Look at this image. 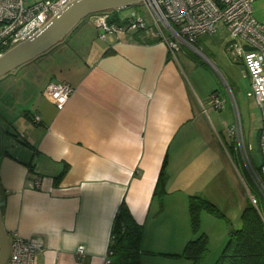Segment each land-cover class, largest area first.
<instances>
[{
    "label": "crops",
    "instance_id": "0c3cea01",
    "mask_svg": "<svg viewBox=\"0 0 264 264\" xmlns=\"http://www.w3.org/2000/svg\"><path fill=\"white\" fill-rule=\"evenodd\" d=\"M122 11L120 19L129 15ZM133 11L150 22L145 10ZM101 16H88L64 42L0 79L4 230L42 241L34 264H103L124 202L143 229L141 264H193L181 257L189 198L210 200L206 185L216 192L223 177L240 189L223 135L238 153L233 125L213 107L205 64L223 71L225 56L237 63L229 34L219 25L172 55L152 25L99 39ZM50 82L73 88L62 110L43 96ZM163 165L167 180L158 196ZM36 179L40 188L31 186Z\"/></svg>",
    "mask_w": 264,
    "mask_h": 264
},
{
    "label": "built area",
    "instance_id": "2783aa9c",
    "mask_svg": "<svg viewBox=\"0 0 264 264\" xmlns=\"http://www.w3.org/2000/svg\"><path fill=\"white\" fill-rule=\"evenodd\" d=\"M29 0H0V50L9 49L16 44L32 38L40 32L53 15L58 13L72 0H41L27 4ZM259 0H144L141 7L150 17V22L133 11L127 24L115 26L108 24L107 17L98 19V38L103 40L109 32L122 35L127 31L145 30L152 25L157 35L165 40L169 51L174 55L180 44L191 45L201 35H213L219 25H223L230 37L228 52L230 57L242 64L250 81L248 95L256 99L260 107L262 124H264V25L253 17V4ZM229 87L227 86V89ZM228 97L233 108L235 125L233 134L237 150L250 180L257 191L252 194L247 188L249 203L261 216L264 222V126L260 138L261 164L258 169L253 166L245 145L237 107L232 92ZM73 88L68 84L49 83L43 96L57 110H62L71 95ZM215 110L224 107L225 99L219 94L210 96ZM35 124L40 123L38 115L33 116ZM40 180L32 182L33 188H40ZM259 198V199H258ZM114 237L110 234L109 245L103 264H111L113 251L109 248ZM9 257L6 264H34L38 252L42 249L39 238L25 240L17 233L9 238ZM78 255L83 256L79 248Z\"/></svg>",
    "mask_w": 264,
    "mask_h": 264
},
{
    "label": "rangeland",
    "instance_id": "374dc122",
    "mask_svg": "<svg viewBox=\"0 0 264 264\" xmlns=\"http://www.w3.org/2000/svg\"><path fill=\"white\" fill-rule=\"evenodd\" d=\"M41 0H29L27 4H33ZM138 9L144 12L145 9H142L141 6H138ZM253 17L257 22L264 25V0L256 1L253 6ZM123 15H131V9H125L122 11ZM219 36H226L225 33H217ZM228 64L223 71L215 70L209 64H206L208 70H210L211 78L213 80V90L212 93H220V97H225L227 102H225L224 107L219 110V118L228 124H232L233 128L235 125V117L233 113V108L231 106L228 89L232 92L235 104L237 107V115L241 124V131H243L245 142L249 147V156L251 162L255 169H258L261 164L260 156V138L262 133V124L261 121V111L260 107L256 102V99L253 96H249L250 92V81L247 75L244 73L243 66L240 63L232 62L228 56L224 57ZM222 60V59H221ZM9 75L2 78H8ZM2 80V79H1ZM7 80H10L7 79ZM227 86L229 87L227 89ZM214 91V92H213ZM225 136V152L228 154L232 165L234 166V172H238V180H243L246 184V187L251 191L252 194H257L256 189L254 188L250 177L243 165L240 154L234 149L233 140L226 135ZM236 142V139H235ZM224 143V141H223ZM237 143V142H236ZM239 180L240 189L236 191L235 184L232 179H227L223 177L221 182L217 183L215 186H219L220 189L213 191L209 186L206 185L208 189V198L204 196H196L201 199L207 200L215 207L216 212H210L203 209L199 215V225L196 232L192 229L191 225L189 226V241H195L201 236H204L206 242V252L203 256L202 261L198 264H214L223 248L226 245L228 239V227L232 226L234 229H239L241 227L240 215L241 208L243 203L247 198L246 188L243 183ZM219 191V192H218ZM259 199V198H258ZM260 206L264 209V203L259 199ZM205 214H207L208 221L205 219ZM204 219L202 222V216ZM187 242V244L189 243ZM186 244V245H187ZM144 250H141L143 252Z\"/></svg>",
    "mask_w": 264,
    "mask_h": 264
},
{
    "label": "trees",
    "instance_id": "16d2710c",
    "mask_svg": "<svg viewBox=\"0 0 264 264\" xmlns=\"http://www.w3.org/2000/svg\"><path fill=\"white\" fill-rule=\"evenodd\" d=\"M131 9L138 10V6ZM119 11L122 10H113L103 13L109 16L107 17L108 24L118 27L127 24L129 18L120 19V17L117 16ZM70 35H68V37ZM6 50L7 49L0 50V54ZM29 171L32 173L33 168L29 167ZM166 180L167 177L163 165L155 187L156 195L159 196L163 194ZM203 209L216 212L215 207L207 200L196 196H191L189 198L190 225L195 232L199 225V215ZM240 222L241 227L239 229H234L229 225L226 245L214 264H264V222H262L261 216L249 201L244 205L241 211ZM142 233V226L133 220L124 202H122L114 218L111 230V235H113L114 240L109 246L113 251L110 263L141 264L140 258L142 252L140 249V242ZM205 242L204 236L199 237L195 241H189L184 247L181 257L191 260L193 264L200 263L206 252Z\"/></svg>",
    "mask_w": 264,
    "mask_h": 264
},
{
    "label": "water",
    "instance_id": "95a60500",
    "mask_svg": "<svg viewBox=\"0 0 264 264\" xmlns=\"http://www.w3.org/2000/svg\"><path fill=\"white\" fill-rule=\"evenodd\" d=\"M144 0H72L32 38L0 54V79L62 43L88 16L141 6ZM9 237L0 210V264L9 257Z\"/></svg>",
    "mask_w": 264,
    "mask_h": 264
}]
</instances>
